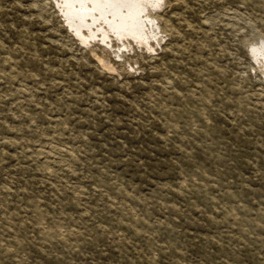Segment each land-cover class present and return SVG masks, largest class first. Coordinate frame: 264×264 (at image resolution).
Here are the masks:
<instances>
[{
  "label": "rangeland",
  "instance_id": "rangeland-1",
  "mask_svg": "<svg viewBox=\"0 0 264 264\" xmlns=\"http://www.w3.org/2000/svg\"><path fill=\"white\" fill-rule=\"evenodd\" d=\"M0 264H264V0H0Z\"/></svg>",
  "mask_w": 264,
  "mask_h": 264
},
{
  "label": "snow or ice",
  "instance_id": "snow-or-ice-1",
  "mask_svg": "<svg viewBox=\"0 0 264 264\" xmlns=\"http://www.w3.org/2000/svg\"><path fill=\"white\" fill-rule=\"evenodd\" d=\"M107 2H111V0H107Z\"/></svg>",
  "mask_w": 264,
  "mask_h": 264
}]
</instances>
